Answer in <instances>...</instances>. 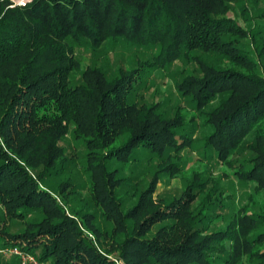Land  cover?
Instances as JSON below:
<instances>
[{"label": "trees", "instance_id": "trees-1", "mask_svg": "<svg viewBox=\"0 0 264 264\" xmlns=\"http://www.w3.org/2000/svg\"><path fill=\"white\" fill-rule=\"evenodd\" d=\"M261 1L0 0V250L49 264H264V197L222 229L210 225L228 207L202 176L152 199L195 145L264 192V38L228 16L264 19ZM107 51L139 58L110 70ZM170 70L186 120L142 94Z\"/></svg>", "mask_w": 264, "mask_h": 264}, {"label": "rangeland", "instance_id": "rangeland-1", "mask_svg": "<svg viewBox=\"0 0 264 264\" xmlns=\"http://www.w3.org/2000/svg\"><path fill=\"white\" fill-rule=\"evenodd\" d=\"M13 1V0H12ZM15 1V0H14ZM15 5L18 3L14 2ZM264 0L261 1L259 9L263 6ZM257 12H250L243 16L237 10L236 6L232 7V10L228 13V16L235 19L238 25L244 30L255 29L261 31V36L264 38V19H258L256 17ZM248 48V47H247ZM108 67L110 70H115L118 67L124 68L139 58L137 56H132L131 53L126 51H107ZM83 62L86 63L89 60V51H81ZM186 70L189 67H185ZM78 72L72 73V77L78 76ZM70 77V76H69ZM173 71L170 72H153L149 79L147 80L142 94L147 101H160L164 96L169 99V104L175 108L179 106L178 112L184 115L185 120L190 116L189 107L181 100L173 89ZM146 101V102H147ZM213 105V104H212ZM198 121V120H197ZM200 131H198V134ZM70 143L67 150L68 153H72L75 158L78 147H72ZM198 145L193 146L182 152V170L175 175L170 177H164L160 180L157 185V189L153 194L152 199L159 198L160 196H173L178 195L183 186L187 184L193 175H199L204 178L203 186L206 189L211 187L215 188L213 195L219 194V198L222 200L223 204L228 207L227 217L223 219H216L213 221V225H210L214 229H222L233 215L240 212V208L244 207L246 211H255L256 207L260 206V202L263 200L264 192L253 190V185H242L236 182L234 176L229 170H226L224 166L217 165L213 162H204L199 156ZM75 183L80 187L77 191V198L82 202L87 200L88 197V184L85 177L81 174V170L75 171ZM202 186V187H203ZM0 218L2 214L0 213ZM5 226H13V230L17 231V227L14 225L13 221L6 218L3 220ZM215 224V225H214ZM3 262L6 264H17V260L14 256L2 255Z\"/></svg>", "mask_w": 264, "mask_h": 264}, {"label": "built area", "instance_id": "built-area-1", "mask_svg": "<svg viewBox=\"0 0 264 264\" xmlns=\"http://www.w3.org/2000/svg\"><path fill=\"white\" fill-rule=\"evenodd\" d=\"M1 255L14 256L18 264H49L44 261H37L32 255L20 251L17 247H8L0 250Z\"/></svg>", "mask_w": 264, "mask_h": 264}, {"label": "water", "instance_id": "water-1", "mask_svg": "<svg viewBox=\"0 0 264 264\" xmlns=\"http://www.w3.org/2000/svg\"><path fill=\"white\" fill-rule=\"evenodd\" d=\"M14 1V0H13ZM15 2V1H14ZM23 4V3H22ZM22 4H17V5H22Z\"/></svg>", "mask_w": 264, "mask_h": 264}]
</instances>
